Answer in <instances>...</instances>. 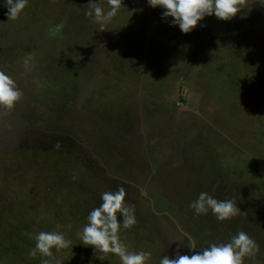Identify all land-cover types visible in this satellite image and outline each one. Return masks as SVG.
Here are the masks:
<instances>
[{
    "label": "rangeland",
    "instance_id": "1",
    "mask_svg": "<svg viewBox=\"0 0 264 264\" xmlns=\"http://www.w3.org/2000/svg\"><path fill=\"white\" fill-rule=\"evenodd\" d=\"M90 2L107 11L106 0H28L12 21L0 0V71L23 92L0 117V264H120L78 235L117 188L137 220L121 241L151 252L147 264L240 231L259 245L244 264H264V0L189 34L147 0H123L100 32ZM192 83L198 97L181 108ZM201 192L235 199L242 213L197 216L189 205ZM41 231L72 244L32 258Z\"/></svg>",
    "mask_w": 264,
    "mask_h": 264
},
{
    "label": "clouds",
    "instance_id": "2",
    "mask_svg": "<svg viewBox=\"0 0 264 264\" xmlns=\"http://www.w3.org/2000/svg\"><path fill=\"white\" fill-rule=\"evenodd\" d=\"M106 3L107 11L102 4L90 2L89 10L85 13L87 17L93 18L100 32L106 31L105 25L117 16L123 6V0H106ZM147 3L153 9H163L164 19L171 18L173 26H178L183 34H189L205 17L214 15L220 21H231L241 12V6L248 5L249 0H147ZM6 4L8 20L15 21L27 7L28 0H6ZM63 27V24L56 25L50 29V34L58 35ZM25 63L27 64V58ZM22 97L23 92L15 81L0 71V117L7 116ZM125 196L123 188L103 192L102 203L90 212L87 223L78 235L82 245L92 247L95 257L100 261L108 259L111 254L119 258L120 264H147L151 260V252L129 251L120 238L122 230H129L137 223L134 206L126 203ZM189 207L197 216L211 211L220 222L242 213L235 199L218 200L207 192L199 193ZM121 216L122 223L118 220ZM34 239L35 246L29 253L32 258L37 255L50 258L53 256V249L60 252L72 244L59 231H41ZM196 246V241L192 239L187 247L194 254L189 256L177 253L175 259L164 255L159 264H244L246 258L254 260L259 252L258 243L244 231L234 234L227 243H212L200 251H196ZM96 253L100 255L97 256ZM42 264H49V260L43 259ZM57 264L60 262L57 261Z\"/></svg>",
    "mask_w": 264,
    "mask_h": 264
},
{
    "label": "flooded vegetation",
    "instance_id": "3",
    "mask_svg": "<svg viewBox=\"0 0 264 264\" xmlns=\"http://www.w3.org/2000/svg\"><path fill=\"white\" fill-rule=\"evenodd\" d=\"M194 84L192 83V84H189V85H187L183 90V92H184V98H185V104H182V107L181 108H184V107H189L190 105L188 104V101H192V100H196L197 99V95H196V85H194ZM194 93V92H196L195 93V96L193 97V96H191L190 94L191 93ZM206 93V92H205ZM201 94V93H200ZM207 94V93H206ZM202 95V94H201ZM208 95V94H207ZM202 96H204V95H202ZM209 104H212L210 101H211V99H210V101H208V100H206ZM191 107V106H190ZM204 107H205V105H204ZM191 108H193V107H191ZM179 110H181L182 112H183V114H184V112H188L187 110H182V109H180L179 108ZM206 112H208V110H210V109H207V108H205L204 109ZM211 116H215V114H214V112H211V115L209 116V117H207V118H205V121L208 123V124H210V122H211ZM132 185H135L136 186V184H132ZM130 186V185H129ZM131 187V186H130ZM173 208V207H172Z\"/></svg>",
    "mask_w": 264,
    "mask_h": 264
}]
</instances>
